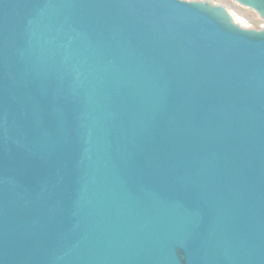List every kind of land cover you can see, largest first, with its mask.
Segmentation results:
<instances>
[{
	"label": "water",
	"instance_id": "water-1",
	"mask_svg": "<svg viewBox=\"0 0 264 264\" xmlns=\"http://www.w3.org/2000/svg\"><path fill=\"white\" fill-rule=\"evenodd\" d=\"M218 1L0 0V264H264V25Z\"/></svg>",
	"mask_w": 264,
	"mask_h": 264
},
{
	"label": "rangeland",
	"instance_id": "rangeland-1",
	"mask_svg": "<svg viewBox=\"0 0 264 264\" xmlns=\"http://www.w3.org/2000/svg\"><path fill=\"white\" fill-rule=\"evenodd\" d=\"M222 5L223 7H232L238 12L240 21L238 25L245 29L260 30L263 28L264 19L260 18L255 11L245 8L231 0H219L215 5Z\"/></svg>",
	"mask_w": 264,
	"mask_h": 264
},
{
	"label": "bare ground",
	"instance_id": "bare-ground-1",
	"mask_svg": "<svg viewBox=\"0 0 264 264\" xmlns=\"http://www.w3.org/2000/svg\"><path fill=\"white\" fill-rule=\"evenodd\" d=\"M240 21V19L238 18V22Z\"/></svg>",
	"mask_w": 264,
	"mask_h": 264
}]
</instances>
